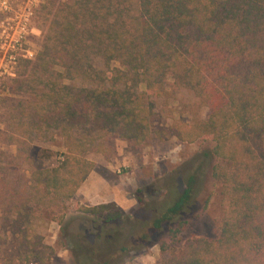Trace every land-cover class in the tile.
I'll use <instances>...</instances> for the list:
<instances>
[{
	"label": "trees",
	"instance_id": "1",
	"mask_svg": "<svg viewBox=\"0 0 264 264\" xmlns=\"http://www.w3.org/2000/svg\"><path fill=\"white\" fill-rule=\"evenodd\" d=\"M43 8L40 49L11 79L24 97L6 116L8 138L56 131L65 150L23 181L1 173V227L13 258L49 264L55 249L32 221L60 208L59 242L74 264H121L162 229L169 242H157L160 264H264V0H48ZM179 89L207 107L206 117L155 129L154 100ZM153 134L211 143L201 155L219 195L216 235L177 245L201 184L197 169L134 220L113 202H75L93 216L92 231L64 229L62 209L93 167L87 150L108 137L138 144Z\"/></svg>",
	"mask_w": 264,
	"mask_h": 264
},
{
	"label": "rangeland",
	"instance_id": "2",
	"mask_svg": "<svg viewBox=\"0 0 264 264\" xmlns=\"http://www.w3.org/2000/svg\"><path fill=\"white\" fill-rule=\"evenodd\" d=\"M47 3L48 0H43L32 16L27 46L34 53L33 57L40 49L41 32L42 28H45L43 6ZM22 60L24 59L17 62L15 73ZM13 77H0V177L4 171L7 173L6 179L22 175L23 181L34 168L56 165L62 159L65 149L63 138L56 131H49L40 139L18 138L10 142L8 136L11 135V130L7 126L6 116L14 102L24 97L13 89ZM41 78L45 80V74L41 75ZM142 89L143 85H139L138 90ZM207 112V107L190 91L179 89L154 100L150 122L155 129L166 128L176 120L190 122L205 118ZM209 147L210 142L185 143L174 136L159 138L155 134L138 144L108 137L100 146L92 145L85 156L93 162V167L62 209L64 229L72 233L81 225L85 232L92 231L93 224L90 220L93 216L77 212L74 208L75 202L82 205L113 202L124 215L134 220L141 205L148 207L168 202L173 196L172 191L184 175L197 169L201 184L194 193L189 210L182 216L186 224L177 234V245L180 246L185 239L192 236L214 237L221 207L216 182L210 176L211 160L209 162L208 158L201 155ZM59 212L60 208L47 214L35 212L36 218L32 221V226L43 237L44 243L55 249L49 264H74L66 244L59 242ZM8 235L1 227L0 215V264H23L13 258V250L9 249L7 243ZM153 238L155 242L143 253L126 256L121 264H160L161 256L157 242H169V236L167 231L162 229L155 232Z\"/></svg>",
	"mask_w": 264,
	"mask_h": 264
},
{
	"label": "built area",
	"instance_id": "3",
	"mask_svg": "<svg viewBox=\"0 0 264 264\" xmlns=\"http://www.w3.org/2000/svg\"><path fill=\"white\" fill-rule=\"evenodd\" d=\"M43 0H0V77H13L19 59L34 53L27 46L34 10Z\"/></svg>",
	"mask_w": 264,
	"mask_h": 264
}]
</instances>
